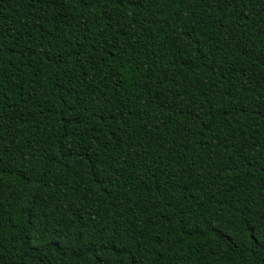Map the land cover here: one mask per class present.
<instances>
[{
	"label": "trees",
	"instance_id": "obj_1",
	"mask_svg": "<svg viewBox=\"0 0 264 264\" xmlns=\"http://www.w3.org/2000/svg\"><path fill=\"white\" fill-rule=\"evenodd\" d=\"M0 264H264V0H0Z\"/></svg>",
	"mask_w": 264,
	"mask_h": 264
}]
</instances>
